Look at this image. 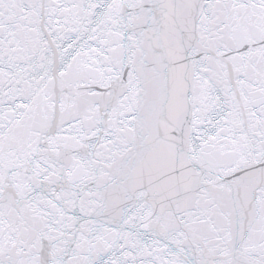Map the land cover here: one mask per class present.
<instances>
[{"label":"snow or ice","instance_id":"obj_1","mask_svg":"<svg viewBox=\"0 0 264 264\" xmlns=\"http://www.w3.org/2000/svg\"><path fill=\"white\" fill-rule=\"evenodd\" d=\"M0 264H264V0H0Z\"/></svg>","mask_w":264,"mask_h":264}]
</instances>
